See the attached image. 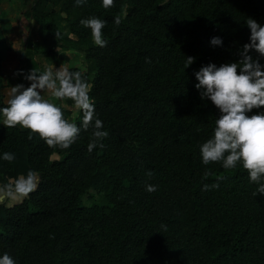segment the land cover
<instances>
[{
	"label": "trees",
	"instance_id": "trees-1",
	"mask_svg": "<svg viewBox=\"0 0 264 264\" xmlns=\"http://www.w3.org/2000/svg\"><path fill=\"white\" fill-rule=\"evenodd\" d=\"M114 3L21 0L42 58L55 59L56 48L81 54L82 67L69 70L84 75L109 136L92 152L91 128L68 149L50 148L38 136L29 140L28 130L6 128L0 115V184L29 170L39 181L29 197L0 203V257L7 253L16 264H264V196L253 195L258 186L242 165L203 164L200 146L220 112L195 87L202 66L241 59L250 42L245 21L264 26V0ZM91 17L106 21V47L81 24ZM214 37L222 45H212ZM2 44L11 48L0 39V108L8 106ZM249 54L264 65V57ZM57 103L82 125L71 101ZM4 153L15 160L4 161ZM146 184L157 190L149 193Z\"/></svg>",
	"mask_w": 264,
	"mask_h": 264
},
{
	"label": "clouds",
	"instance_id": "clouds-1",
	"mask_svg": "<svg viewBox=\"0 0 264 264\" xmlns=\"http://www.w3.org/2000/svg\"><path fill=\"white\" fill-rule=\"evenodd\" d=\"M75 3L82 6L86 0H75ZM102 6L105 9L115 7L114 0H102ZM114 22L119 25L120 17H115ZM245 23L250 29V42L243 45L241 59L219 67L215 64L202 66L195 73L198 81L195 87L202 90L201 99H209L220 112L215 120L214 134L200 146V154L204 165L220 163L225 169L242 165L250 182L258 186L253 195L264 196V112L249 115L253 109L264 108V65L249 54L254 50L264 57V26L252 18ZM81 24L91 30L95 45L106 47L107 41L103 38L106 21L91 17L81 20ZM24 34H28L27 28ZM59 35L57 32L56 38ZM211 44L220 46L222 40L214 37ZM193 62V57H187L186 66ZM24 78L30 81V86L17 84L12 87L8 106L0 108L3 126H19L29 131V140L38 136L50 148L62 150L76 142L82 129L91 128L93 138L88 151L105 147L102 141L109 133L103 130V122L96 116L89 95L90 86L81 72L71 71L62 64L58 69L53 66L42 72L34 68ZM65 101L72 102L74 111L82 112L81 126L65 117L62 106L57 103ZM2 159L11 163L15 155L4 153ZM146 175L151 177L152 172ZM204 175L207 178L211 172L206 171ZM38 182L37 173L29 170L26 175L0 184V203L5 198L22 200L29 197L37 189ZM215 187L218 185L205 184L204 190ZM145 188L149 193L157 190V186L151 184H146ZM0 264H16V261L5 253L0 257Z\"/></svg>",
	"mask_w": 264,
	"mask_h": 264
},
{
	"label": "crops",
	"instance_id": "crops-1",
	"mask_svg": "<svg viewBox=\"0 0 264 264\" xmlns=\"http://www.w3.org/2000/svg\"><path fill=\"white\" fill-rule=\"evenodd\" d=\"M21 0H16V3L11 5L10 0H0V21L2 22L0 39L5 40L10 43L11 48L7 50V57L5 59V63L2 64V69L5 66L9 72L18 71L21 69L20 66V52L21 56H25L29 60H34L36 56L35 53V45L38 43L35 35V30L33 26L32 19H27L22 12L21 9ZM28 29V34H24V29ZM65 30V29H63ZM35 37L33 40V46L26 50L23 49L24 43L29 36ZM26 50V52H25ZM73 52H76L72 49L63 50L61 48H56V57L55 59L46 58L49 66L54 68H59L62 64L69 68L71 66V62L73 60H79L82 63L81 58L76 57ZM62 55L67 56L68 60L64 59ZM76 66V65H74ZM79 67V66H78ZM4 71V69H3ZM6 74L4 72V88L3 93L5 100L8 101L10 99V91L12 86L8 85L9 82L5 80ZM3 120V117H2Z\"/></svg>",
	"mask_w": 264,
	"mask_h": 264
},
{
	"label": "rangeland",
	"instance_id": "rangeland-1",
	"mask_svg": "<svg viewBox=\"0 0 264 264\" xmlns=\"http://www.w3.org/2000/svg\"><path fill=\"white\" fill-rule=\"evenodd\" d=\"M10 1H11V5L16 3V0H10ZM21 8H22V6H21ZM55 9L58 10V6H56ZM61 17H62V15L60 14V16L57 19L58 27H61L63 24ZM1 47H2V49H1V57H2L1 65H2L5 63V59L7 57V51L8 50H7V46L5 44H2ZM40 49H41V45H40V43H37L35 45V49H34L35 53H36L35 57H37V58H34V60H29L25 56L23 57V55L21 56V53L23 52V50H21L20 57H19L21 69L16 71V72L15 71L9 72L5 66L3 67L4 72L6 74L5 80L7 82H9L8 85L14 87L17 84H23L25 87H28V86H30V81L26 80L24 77L26 75H28L32 69L35 68L38 71L42 72L46 68L50 67L48 64L50 61L48 60L49 61L48 62V61H46L45 58L41 57L40 51H39ZM73 54L76 57L81 58V60L83 61L80 53L73 52ZM70 64L72 66L76 65V66L82 67V63L79 60H73ZM18 73H20V74H18ZM73 112L76 113V111H74V110H73ZM72 117H74V114H72ZM2 123H3V120H2ZM18 201H20V200H12L10 198H7L8 205H11V204L13 205V204L17 203Z\"/></svg>",
	"mask_w": 264,
	"mask_h": 264
},
{
	"label": "water",
	"instance_id": "water-1",
	"mask_svg": "<svg viewBox=\"0 0 264 264\" xmlns=\"http://www.w3.org/2000/svg\"><path fill=\"white\" fill-rule=\"evenodd\" d=\"M25 47H26V42L24 43L23 49H25Z\"/></svg>",
	"mask_w": 264,
	"mask_h": 264
}]
</instances>
